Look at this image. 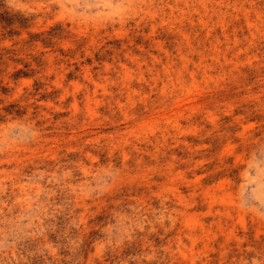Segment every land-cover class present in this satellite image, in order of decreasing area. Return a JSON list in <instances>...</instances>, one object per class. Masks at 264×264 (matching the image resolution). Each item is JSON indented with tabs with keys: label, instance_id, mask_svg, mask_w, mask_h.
<instances>
[{
	"label": "rangeland",
	"instance_id": "1",
	"mask_svg": "<svg viewBox=\"0 0 264 264\" xmlns=\"http://www.w3.org/2000/svg\"><path fill=\"white\" fill-rule=\"evenodd\" d=\"M0 264H264V0H0Z\"/></svg>",
	"mask_w": 264,
	"mask_h": 264
}]
</instances>
